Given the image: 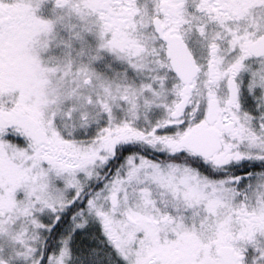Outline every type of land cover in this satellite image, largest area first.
Here are the masks:
<instances>
[{"label":"snow or ice","instance_id":"1","mask_svg":"<svg viewBox=\"0 0 264 264\" xmlns=\"http://www.w3.org/2000/svg\"><path fill=\"white\" fill-rule=\"evenodd\" d=\"M0 264H264V0H0Z\"/></svg>","mask_w":264,"mask_h":264}]
</instances>
